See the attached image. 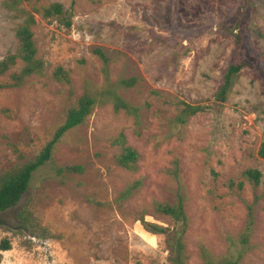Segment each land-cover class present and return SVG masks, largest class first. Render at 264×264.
I'll list each match as a JSON object with an SVG mask.
<instances>
[{
	"label": "rangeland",
	"instance_id": "1",
	"mask_svg": "<svg viewBox=\"0 0 264 264\" xmlns=\"http://www.w3.org/2000/svg\"><path fill=\"white\" fill-rule=\"evenodd\" d=\"M54 1L65 11L44 16ZM4 2L0 58L16 49L24 20ZM20 6L35 13L43 64L21 86H0L1 174L40 152L87 84L114 82L139 106V117L106 102L62 135L19 201L0 212V264H169L166 235L148 232L140 217L172 228L173 218L152 203H172L178 194L189 217L188 264H207L202 245L213 262L241 256L237 264H264L263 187L244 174L248 167L264 171V0H25ZM239 36L247 65L226 102L215 104ZM98 48L108 56V71ZM22 65L17 59L0 81L9 82ZM57 67L70 82L56 76ZM130 76L134 85L119 83ZM183 101L211 106L175 124ZM120 132L141 153L136 171L116 162L121 145L112 139ZM66 164L84 170L58 171ZM138 178L140 187L119 198ZM4 240L9 249H1Z\"/></svg>",
	"mask_w": 264,
	"mask_h": 264
},
{
	"label": "trees",
	"instance_id": "2",
	"mask_svg": "<svg viewBox=\"0 0 264 264\" xmlns=\"http://www.w3.org/2000/svg\"><path fill=\"white\" fill-rule=\"evenodd\" d=\"M25 0H5L6 7L15 9L24 15L23 22L16 29L17 46L13 52H8L0 58V76L5 75L11 66L19 59L23 65L18 72H12L10 74V81L7 83L0 81V86L4 87H18L21 86L25 80L31 76V74L42 71V60L36 57L37 45L34 38L33 25L36 22L35 13L31 10L25 9L22 3ZM96 1V0H90ZM63 4L59 1L51 2L49 5L44 6L43 15L52 16L56 14H62L64 12ZM114 22V21H112ZM67 23H71L68 19ZM115 23V22H114ZM154 37H159L161 42L166 43V38H163L160 34L151 30ZM243 39L239 36L236 40V51L232 56L231 61L227 69L222 75V80L217 92L215 93V104L223 105L228 99V95L234 85V82L239 75V72L247 65L246 57L242 53ZM98 54L105 64V71H108L107 62L108 56L101 48L96 49ZM55 74L59 79L70 82V76L68 71L62 67H57ZM108 81L110 80L107 77ZM120 84L125 86H132L136 83V77H124L119 81ZM106 102H112L115 110L124 109L130 114H134L136 118L139 117V106L128 101L119 91L117 85L114 82H108L101 86L90 87V84L85 85L83 94L78 98L75 105H71L67 109L65 119L58 124L54 129L51 138L46 142L40 152L31 160L26 161L23 165H17L4 173H0V212L9 209L14 206L31 185L32 178L35 171L48 162L53 155V151L57 143L62 139V135L69 129L83 123L88 116L94 111V109ZM184 106L180 109L178 114L174 118L175 124H182L189 120V118L195 115L199 111H204L210 108L211 105H205L203 103L183 101ZM112 142L121 145L120 152L116 155V162L128 169L136 171L139 168V160L142 156L140 151L133 145L129 144L126 140V135L122 132L118 133ZM261 156H264V141L259 149ZM178 160H175L173 172L177 173ZM68 170L71 172H82L84 170L81 165L66 164L65 166H59L58 171ZM245 176L252 182L253 186L257 188L262 184L264 194V171L257 167H248L244 170ZM142 180L140 178L131 182L126 189L122 190L119 198H126L132 190L140 187ZM156 211L170 216L175 221L172 228L163 226L161 224L145 220V217H140V221L144 228L152 234H165L166 242L170 252L169 264H188L187 252L184 241V235L186 233L189 217L185 209V203L181 194L177 195V199L172 203L168 201L154 200L153 203ZM251 215V214H250ZM251 217V216H250ZM242 232L240 241L245 242L248 238V231L250 225L246 227ZM230 242L236 243L233 238H229ZM232 246H235L232 244ZM11 243L9 240H4L1 244V249H9ZM202 253L207 264H237L240 261L238 258H226L220 262H213L211 254L206 246L202 245Z\"/></svg>",
	"mask_w": 264,
	"mask_h": 264
}]
</instances>
